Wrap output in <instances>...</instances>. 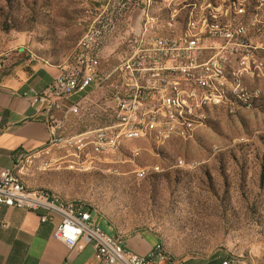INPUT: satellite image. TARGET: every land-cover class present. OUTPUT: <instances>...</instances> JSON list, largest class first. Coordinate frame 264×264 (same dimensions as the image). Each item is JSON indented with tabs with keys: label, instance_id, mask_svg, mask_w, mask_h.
<instances>
[{
	"label": "rangeland",
	"instance_id": "1",
	"mask_svg": "<svg viewBox=\"0 0 264 264\" xmlns=\"http://www.w3.org/2000/svg\"><path fill=\"white\" fill-rule=\"evenodd\" d=\"M204 2L203 0H201ZM213 1V0H212ZM232 0H214L231 16ZM159 27L179 31L187 0H155ZM109 0H0V83L37 65L71 67L82 37L97 19L108 25L101 45V71L108 81L77 98L80 113L65 121V135L86 133L113 121L117 68L132 53L140 14ZM179 10L178 13L174 10ZM237 15L255 22L248 38L261 52L241 70L234 58L224 100L207 109L192 137L168 135L124 142L108 154L78 157L69 148H47L24 160L31 190L69 203L84 202L109 235L150 232L174 260L235 256L264 264V7ZM173 20V21H172ZM240 74V75H238ZM229 99V100H228ZM80 135V134H79ZM140 148L134 158L129 149ZM183 162L185 167L177 166ZM160 166V172L153 171ZM148 170L140 175L141 169ZM116 229V230H115Z\"/></svg>",
	"mask_w": 264,
	"mask_h": 264
},
{
	"label": "built area",
	"instance_id": "2",
	"mask_svg": "<svg viewBox=\"0 0 264 264\" xmlns=\"http://www.w3.org/2000/svg\"><path fill=\"white\" fill-rule=\"evenodd\" d=\"M112 1L109 0L106 4L104 13L109 12ZM147 1L115 0L114 5L122 9L128 5L135 7L140 14L141 26L134 34L130 57L117 68L119 82L115 95V113L112 123L95 129L101 134H110L120 126H134V130H138V124L143 120L144 108L141 113H134L136 101H144V106L156 104L155 115H161L162 119L164 115H169L167 98H161V89L166 88L168 83L163 81V74L187 76V82H192L199 88L202 96L210 97V91L216 90V82L221 79L220 73L214 68V56H217L218 51L228 49L229 53H237V60L240 57L254 59L255 54L261 52L252 35L251 38H243V30L252 32L256 28L255 22H252L250 28L241 27L242 17H237V11L233 9V26L222 29V35H212L208 28L200 41L171 40L172 22L166 32L156 31L155 21L145 23L144 8ZM183 26L189 28L186 22ZM144 29H152L150 43L140 42V34ZM107 31V24L99 19L95 20L82 37L79 53L73 58L75 65L63 68L62 73L44 92L24 94L32 104L39 106L40 113L45 114L50 121L49 145H61L69 138L83 133L66 136L65 121L71 116L79 115L77 98L92 88L103 86L109 79L101 71L99 57ZM160 33H167V40H160ZM229 69H232V63L229 64ZM178 91H186L184 100H189V114L197 116V111L190 106L187 90L178 86ZM188 124L187 120L179 121V125L186 129ZM20 165L21 163L0 173V206L40 212L42 223L55 222L59 217L61 221L56 226L54 238L70 249H81L82 243L91 245L96 259L104 264H176L175 261L165 260L163 250L166 247H159V244L146 255L128 250L118 234L109 235L102 229L96 213L87 204L81 201L66 203L56 196L29 190L24 183L16 182L15 171H20ZM177 166L185 167L186 164L178 161ZM222 264L249 262L228 256L223 259Z\"/></svg>",
	"mask_w": 264,
	"mask_h": 264
},
{
	"label": "crops",
	"instance_id": "3",
	"mask_svg": "<svg viewBox=\"0 0 264 264\" xmlns=\"http://www.w3.org/2000/svg\"><path fill=\"white\" fill-rule=\"evenodd\" d=\"M62 71V67L37 65L4 77L0 83V173L50 148V121L24 94L44 92ZM60 221L57 217L55 222L42 223L40 212L0 206V264H104L96 259L91 245L82 243L81 249H70L55 239L54 232ZM119 238L128 250L140 255L148 254L161 243L159 236L150 232ZM223 259L174 261L176 264H222Z\"/></svg>",
	"mask_w": 264,
	"mask_h": 264
},
{
	"label": "bare ground",
	"instance_id": "4",
	"mask_svg": "<svg viewBox=\"0 0 264 264\" xmlns=\"http://www.w3.org/2000/svg\"><path fill=\"white\" fill-rule=\"evenodd\" d=\"M192 3L184 4V7L189 8L188 19L186 24L179 31L172 29L171 40L193 39V41L202 40L205 31L209 28L212 35H222V29H229L233 26V19L229 18L222 21V14H214L213 18H208L206 12L211 7V0H187ZM257 7H264V0H256ZM155 0H148L144 8L145 23L155 21L156 31L166 32L165 29L159 27V17L155 12ZM203 8V10H202ZM176 13L179 10H175ZM241 27L248 26L241 22ZM243 38H248V30H243ZM152 39V29H144L140 34V42L150 43ZM160 40H167V33H160ZM82 44V40L79 46ZM237 57V53H229L228 49H221L214 56V68L220 73V81L216 82V90L210 91V97L202 96L201 91L192 82H187V76H173L172 73L163 74V81L166 83V88L161 89V98H167V112L169 115H155L157 113V105L149 104L144 106V101H136L134 113H141L144 108L143 120L138 124V130H134V126H120L116 131L110 134H101L98 131H90L69 138L61 145H49L51 147L69 148L73 154L82 157L83 154L93 152L96 155L108 154L114 151H119L124 148V142L137 140H153L154 138H163L165 136L175 134L182 137H192L197 131V127L203 125L207 119V109L219 105L224 100V93L220 89H224L228 85V75L231 73L237 75L236 69H229L231 61ZM239 60V59H238ZM239 67L241 70H246L251 66L250 57H240ZM240 75V74H238ZM182 86L183 90H187L190 106L197 111V116L189 114V100L186 98V91H178V86ZM224 97V98H223ZM221 99V100H219ZM229 100V99H228ZM189 122L187 129L179 125V121ZM105 142H112L107 144ZM134 158L141 156V150L138 147L129 149ZM20 171H15L16 182L27 184L23 180L22 164ZM183 162L181 161V164ZM153 171L160 172V166H154ZM148 173L146 168H142L140 174ZM147 173L145 175H147ZM144 176V175H143ZM31 190V188H28ZM36 191V190H33ZM49 195V194H47ZM69 203V202H66ZM83 203V202H82ZM85 204V203H84ZM123 241V239L119 238ZM159 247L162 245L159 243ZM163 257L171 261L163 250Z\"/></svg>",
	"mask_w": 264,
	"mask_h": 264
},
{
	"label": "trees",
	"instance_id": "5",
	"mask_svg": "<svg viewBox=\"0 0 264 264\" xmlns=\"http://www.w3.org/2000/svg\"><path fill=\"white\" fill-rule=\"evenodd\" d=\"M251 4H254L257 6V1L256 0H232V1H229V4L227 5L228 7H231V8H234L235 11H237V9L239 8L240 12L241 13H244L245 11H247L248 9V5H251ZM217 3L214 2V0L212 1L211 0V7L208 8L207 12H206V15L208 18H213L214 14H222V21H225L226 19H229V18H232V15L229 16L227 12L223 11V10H219L217 7ZM231 11V14H232V10ZM188 14L189 12H187V16H186V20L184 22L187 21L188 19ZM237 17H239L237 15ZM249 28V25L246 24ZM248 35H249V30H248ZM112 123V122H111ZM84 203V202H83ZM86 204V203H85ZM90 208V207H89ZM91 209V208H90ZM121 237V236H119ZM162 245V247H165V245L163 243H160ZM165 253L167 254V256H169L171 258V261H174L173 257L171 256V254L169 253V251L167 250H164Z\"/></svg>",
	"mask_w": 264,
	"mask_h": 264
}]
</instances>
